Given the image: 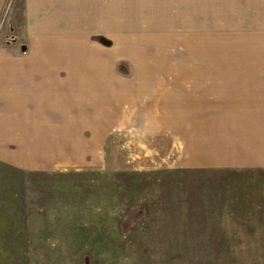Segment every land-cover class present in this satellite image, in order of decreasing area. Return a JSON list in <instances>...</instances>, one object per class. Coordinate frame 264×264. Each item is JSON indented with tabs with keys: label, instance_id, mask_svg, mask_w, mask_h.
Returning <instances> with one entry per match:
<instances>
[{
	"label": "rangeland",
	"instance_id": "374dc122",
	"mask_svg": "<svg viewBox=\"0 0 264 264\" xmlns=\"http://www.w3.org/2000/svg\"><path fill=\"white\" fill-rule=\"evenodd\" d=\"M124 4L75 14L103 59L73 35L62 42L44 35L37 45L44 59L75 68L77 96L94 92L82 90L85 81L102 94L85 107L93 125L77 124V143L88 150L74 166L26 172L0 159V264H264V168L188 165L185 141L169 126L94 124L106 102V64L124 78L264 69V0ZM27 6L0 0V51L33 48ZM258 111L264 115L249 101L247 116Z\"/></svg>",
	"mask_w": 264,
	"mask_h": 264
},
{
	"label": "crops",
	"instance_id": "0c3cea01",
	"mask_svg": "<svg viewBox=\"0 0 264 264\" xmlns=\"http://www.w3.org/2000/svg\"><path fill=\"white\" fill-rule=\"evenodd\" d=\"M124 1L27 0L26 27L33 48L0 51L1 160L34 172L74 166L76 157L87 153L77 143L76 134L83 132L77 124H90L85 107L93 106L102 92L85 81L82 90L94 92L77 96L75 68L70 62L64 65L44 59L36 54L37 45L44 35L57 42L73 35L88 44L90 56L103 59L102 52L82 36L84 27L77 25L75 14L120 11ZM117 27L112 23L109 28ZM101 30L106 28L88 31ZM104 71L106 102L94 122L101 130L115 123H138L165 132L169 126L180 131L185 141L188 165L209 170L264 168V115L258 111L260 116H247L251 100L257 109L264 108V69L230 68L218 70L216 75L214 69L191 70L192 74L176 70L162 77L148 71L127 78L107 64ZM189 76L195 79L188 80ZM187 83H191L190 89ZM161 85L162 93L154 90ZM141 100H145L143 105ZM124 102H130V107H124Z\"/></svg>",
	"mask_w": 264,
	"mask_h": 264
},
{
	"label": "water",
	"instance_id": "95a60500",
	"mask_svg": "<svg viewBox=\"0 0 264 264\" xmlns=\"http://www.w3.org/2000/svg\"><path fill=\"white\" fill-rule=\"evenodd\" d=\"M26 48H27V47H26L25 45L22 46V50H26Z\"/></svg>",
	"mask_w": 264,
	"mask_h": 264
}]
</instances>
